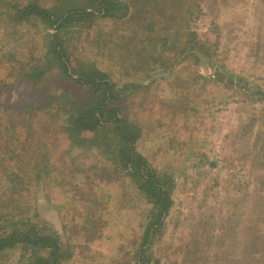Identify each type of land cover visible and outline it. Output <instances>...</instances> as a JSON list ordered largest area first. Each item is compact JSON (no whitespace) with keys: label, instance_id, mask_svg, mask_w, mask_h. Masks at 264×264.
Here are the masks:
<instances>
[{"label":"rangeland","instance_id":"rangeland-1","mask_svg":"<svg viewBox=\"0 0 264 264\" xmlns=\"http://www.w3.org/2000/svg\"><path fill=\"white\" fill-rule=\"evenodd\" d=\"M28 1L94 6L0 0V234L35 224L58 238L57 264H264V0H115L125 18L58 29L72 68L109 75L110 104L141 128L136 151L172 180L144 247L153 204L114 158L112 127L70 135L67 105L97 95L59 69L56 31L16 19Z\"/></svg>","mask_w":264,"mask_h":264},{"label":"trees","instance_id":"trees-1","mask_svg":"<svg viewBox=\"0 0 264 264\" xmlns=\"http://www.w3.org/2000/svg\"><path fill=\"white\" fill-rule=\"evenodd\" d=\"M92 11H85L80 7L74 10H66L67 7L46 8L37 2H26L17 11L16 19L28 20L36 18L52 28L54 33L50 34L52 40L53 59L58 63L59 69L75 83L86 88L89 92L96 94L97 97L92 103L84 101H73L67 106L69 109L68 122L71 124L67 129L71 136L76 137L77 144H83V139H79L82 134L96 133L105 127H112V136L116 146L112 154L117 163L128 171L135 181L138 189L152 202L155 214L152 222H149L144 237L142 247L154 235L155 229L163 224V217L167 214L172 204L171 188L172 180H161L148 160L138 153L135 149V143L140 138L141 128L122 118L120 109L111 105L114 98V90L109 75L96 68H83L79 71L72 68L68 59L62 39L58 29L65 28L76 16H93L101 18L123 19L128 14V5L115 0H87ZM96 4V5H95ZM80 8V9H79ZM119 9H123L122 13ZM76 11V12H75ZM204 47V45H202ZM202 54L205 51H201ZM34 75H39L35 70ZM75 107V112L71 110ZM75 113V114H74ZM18 226L12 227L11 231L0 234V251L21 246L22 249L29 251L28 264H57L60 258V242L52 233H41L35 224L19 223ZM138 264H152L145 260L137 258Z\"/></svg>","mask_w":264,"mask_h":264}]
</instances>
